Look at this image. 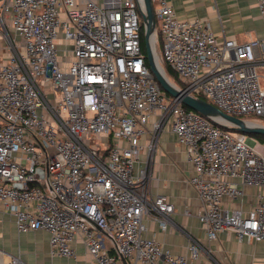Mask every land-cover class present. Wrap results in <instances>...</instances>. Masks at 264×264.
I'll use <instances>...</instances> for the list:
<instances>
[{"label": "built area", "instance_id": "built-area-1", "mask_svg": "<svg viewBox=\"0 0 264 264\" xmlns=\"http://www.w3.org/2000/svg\"><path fill=\"white\" fill-rule=\"evenodd\" d=\"M152 1L173 83L264 125V38L220 39L208 18ZM257 6L264 18V0ZM141 9L143 0H0V219L47 231L52 256L75 258L82 243L90 264H225L187 231V254L145 235L147 219L167 230L175 205L150 192L140 154L169 126L193 164L208 239L229 230L264 245V144L167 95L142 50ZM245 185L256 188L252 208L227 207Z\"/></svg>", "mask_w": 264, "mask_h": 264}, {"label": "crops", "instance_id": "crops-1", "mask_svg": "<svg viewBox=\"0 0 264 264\" xmlns=\"http://www.w3.org/2000/svg\"><path fill=\"white\" fill-rule=\"evenodd\" d=\"M181 17L208 18L213 31L221 39L236 36L245 41L264 38V18L260 15L257 0H170ZM153 121L149 122L152 128ZM149 133V132H148ZM150 134V133H149ZM157 144L151 151L145 147L140 154V164L149 175L152 194L168 196L175 205L173 222L162 230L155 220L147 219V236H156L174 254H187L189 239L184 231L197 237L210 247L214 256L225 264H264V245L260 241L244 238L239 241L233 231L225 230L210 240L197 217L201 200L189 179L194 173L185 148L169 126L162 130ZM148 135L142 139L147 144ZM243 195L237 199L225 197V205L231 209L249 211L255 203L256 188L243 187ZM49 233L45 230L19 233L13 218L4 214L0 219V249L20 255L29 264H90L92 258L82 243H76L77 256H52L49 252ZM0 263L3 257L0 255Z\"/></svg>", "mask_w": 264, "mask_h": 264}, {"label": "water", "instance_id": "water-1", "mask_svg": "<svg viewBox=\"0 0 264 264\" xmlns=\"http://www.w3.org/2000/svg\"><path fill=\"white\" fill-rule=\"evenodd\" d=\"M141 15L144 26L147 61L153 75L164 91L173 97L179 98L191 109L211 118L214 123L219 124L229 130L238 131L245 134L259 133L264 135V125L260 124L259 122L228 114L219 109L213 103L179 89L166 74V71L161 65L156 52L157 22L152 0H143V9H141ZM152 36L154 37L153 41Z\"/></svg>", "mask_w": 264, "mask_h": 264}, {"label": "trees", "instance_id": "trees-1", "mask_svg": "<svg viewBox=\"0 0 264 264\" xmlns=\"http://www.w3.org/2000/svg\"><path fill=\"white\" fill-rule=\"evenodd\" d=\"M158 45H159V47H160V44H161V34L159 33L158 34ZM141 46H142V50H143V53H144V55H145V58H146V63L148 64V61H147V57H146V54H147V49H146V44H145V37H144V26L142 25V38H141ZM149 65V64H148ZM162 66L164 67V69H165V71H166V74L171 78V79H173L176 83H178L179 85H181L180 84V82L178 81V80H176L175 78V73L172 71V69L168 66V64L166 63V62H164L163 60H162ZM167 95L168 96H170V94L169 93H167ZM201 98H203V99H205V100H207L208 101V99L207 98H205L204 96H201ZM186 106V108H188V109H191L190 107H188L187 105H185ZM216 124V123H215ZM218 126H220V127H222V128H224V129H227V128H225V127H223V126H221V125H219V124H217ZM229 130V129H228ZM230 131H232V132H238V131H233V130H230ZM249 136H251V137H253V138H255V139H257L259 142H261L262 144H264V135L263 134H259V133H252V134H248Z\"/></svg>", "mask_w": 264, "mask_h": 264}, {"label": "rangeland", "instance_id": "rangeland-1", "mask_svg": "<svg viewBox=\"0 0 264 264\" xmlns=\"http://www.w3.org/2000/svg\"><path fill=\"white\" fill-rule=\"evenodd\" d=\"M154 4H155V2H154ZM157 28L159 29L160 28V23L158 22V24H157ZM158 38V37H157ZM59 44H60V47L61 48H63L64 46H65V42H59ZM158 47H159V45H158V42H156V52H157V55H158ZM65 56H68V55H65ZM158 58H159V61H160V63H161V65H162V60H161V58L158 56ZM264 72V70H262V73ZM176 79V78H175ZM177 80V79H176ZM171 81L172 82H174L173 81V79H171ZM261 81H262V85H263V87H264V74L263 75H261ZM244 117H247V116H244ZM88 140H89V142L90 143H92L93 145L95 144V143H99L100 142V139H99V136H96V137H93V138H90V137H88ZM146 175H148V171H146Z\"/></svg>", "mask_w": 264, "mask_h": 264}, {"label": "bare ground", "instance_id": "bare-ground-1", "mask_svg": "<svg viewBox=\"0 0 264 264\" xmlns=\"http://www.w3.org/2000/svg\"><path fill=\"white\" fill-rule=\"evenodd\" d=\"M154 37L152 36V41H153Z\"/></svg>", "mask_w": 264, "mask_h": 264}]
</instances>
